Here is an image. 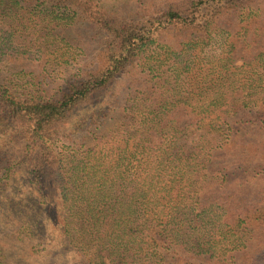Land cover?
<instances>
[{
    "label": "trees",
    "instance_id": "1",
    "mask_svg": "<svg viewBox=\"0 0 264 264\" xmlns=\"http://www.w3.org/2000/svg\"><path fill=\"white\" fill-rule=\"evenodd\" d=\"M32 55L78 66L29 90ZM123 77L122 106L107 93ZM19 165L39 208L8 204L0 264H264V0H144L131 17L0 0V181Z\"/></svg>",
    "mask_w": 264,
    "mask_h": 264
},
{
    "label": "rangeland",
    "instance_id": "2",
    "mask_svg": "<svg viewBox=\"0 0 264 264\" xmlns=\"http://www.w3.org/2000/svg\"><path fill=\"white\" fill-rule=\"evenodd\" d=\"M102 4L112 11L131 17L138 16L141 11V2L144 0H100ZM84 31V30H82ZM87 35V34H86ZM93 50V47H89ZM257 47H254L255 50ZM251 57L249 51H241L236 56V63L241 64L246 59ZM23 59V58H22ZM78 59L83 60V57L79 54ZM19 69L24 70L22 74V82L26 83L27 80H33V84H28L29 90H39L43 93L53 92L59 87H64L72 79V76L76 72L78 64L71 66V68L57 66L50 67L47 70L41 68L40 63L36 56L24 57L22 61L18 63ZM127 84L126 78L123 77L116 86L107 93V97L111 100L118 98L122 101V106L125 105V99L127 96ZM119 114L115 116V119H110L108 126H114V123L118 120ZM82 133L79 134L81 137ZM18 152H15L17 155ZM14 156V155H13ZM15 157V156H14ZM23 192H27L25 195ZM26 202L24 203V198ZM8 204L16 205L17 209L22 210L24 205L33 209V215L38 213L39 199L38 192L34 190V186L31 183V176L27 167L19 165L17 174L14 179V183L8 185L7 182L0 181V243L7 244L10 239V233L13 232L14 215L9 211ZM9 233V235H8ZM3 249V248H2ZM1 249V250H2ZM16 252V251H14ZM2 254H0L1 256Z\"/></svg>",
    "mask_w": 264,
    "mask_h": 264
}]
</instances>
